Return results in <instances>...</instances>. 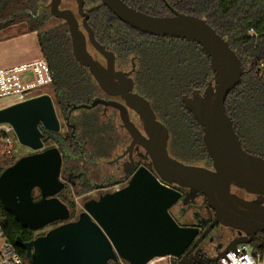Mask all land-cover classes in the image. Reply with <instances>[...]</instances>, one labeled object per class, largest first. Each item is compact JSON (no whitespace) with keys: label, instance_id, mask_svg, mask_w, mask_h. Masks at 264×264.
<instances>
[{"label":"water","instance_id":"95a60500","mask_svg":"<svg viewBox=\"0 0 264 264\" xmlns=\"http://www.w3.org/2000/svg\"><path fill=\"white\" fill-rule=\"evenodd\" d=\"M61 1L49 0V14L67 25L75 61L88 70L104 92L124 100L141 121L145 136L129 121L122 105L95 100L90 107L102 104L119 111L120 121L132 138L131 145L137 143L145 150L156 176L144 167L132 169L124 188L85 201L77 219L69 221V209L57 198L65 186L59 180L61 153L56 147L44 149L39 130V126L53 134L60 130L51 98L42 94L0 109V124H8L18 144L32 152L1 173V205L30 231L59 223L29 242L15 240L24 249L28 264H108L118 260L148 264L154 259H179L198 230L180 227L170 216L169 209L181 198V193L170 185L187 190L183 200L203 197L214 215L209 229L220 224L243 235L229 242L213 263L237 245L251 244L256 234L264 233V158L243 149L225 110L227 96L240 84L244 73L241 60L227 41L196 16L174 10L169 15H151L127 6L123 0H99L129 29L146 36L193 43L208 59L212 81L203 92L183 96L181 103L200 128L211 171L184 165L169 156L167 128L157 120L150 103L132 92L128 74L114 70V55L96 41L83 0H75L76 14L61 10ZM76 16L81 19L86 37ZM86 39L103 57L106 67L89 55ZM231 187L257 199L245 201L232 194ZM35 190L39 192L36 200L32 195ZM183 259L177 264H184Z\"/></svg>","mask_w":264,"mask_h":264},{"label":"trees","instance_id":"16d2710c","mask_svg":"<svg viewBox=\"0 0 264 264\" xmlns=\"http://www.w3.org/2000/svg\"><path fill=\"white\" fill-rule=\"evenodd\" d=\"M136 10L151 15H169L170 10L204 19L241 60L244 73L240 84L227 96L225 110L232 121L244 150L264 158V77L258 65L264 62V0H123ZM89 15V26L99 44L112 51L117 64L134 60V89L146 99L157 119L169 133L168 150L176 159L189 162L209 161L198 124L184 109L181 98L193 91L203 92L212 81L209 61L200 48L181 40L142 35L118 22L99 0H83ZM49 0H0V29L25 24L36 33L41 54L50 69L52 84L38 94H48L56 100L65 115L74 106L89 103L94 95L92 78L74 59L67 26L52 18ZM55 22L49 28L46 25ZM248 63V67L245 65ZM37 94V95H38ZM81 125L86 134L43 132L45 149L56 147L62 156V169L70 158L79 156V146L85 141L99 147L96 122L89 113L81 112ZM83 147V146H82ZM21 158L14 154L0 161L1 173ZM85 193L84 186L72 187L71 198L60 193L67 205L69 221L77 219L74 198ZM33 195V192H32ZM54 223L49 226H57ZM0 227L23 264H28L25 251L15 244L20 238L29 242L41 231L21 227L0 203ZM252 247L264 253V235L253 241Z\"/></svg>","mask_w":264,"mask_h":264},{"label":"flooded vegetation","instance_id":"af4514ba","mask_svg":"<svg viewBox=\"0 0 264 264\" xmlns=\"http://www.w3.org/2000/svg\"><path fill=\"white\" fill-rule=\"evenodd\" d=\"M85 12L87 11L85 10ZM76 19L79 25V29L86 37V33L82 29L81 19L78 18L77 16ZM88 25H89V19H88ZM89 46L90 44L86 39V49L88 53H89L88 51ZM110 52L114 55V59H115L114 70L117 72H123L128 74V77L133 82L132 92L136 93L134 89V73H135L134 60L129 59L128 62L119 65L117 64L118 59L116 58L115 54L112 51ZM89 55L92 57L93 60L97 61L101 66L106 67V62L102 56L98 54L103 59L104 64L93 58V56L90 53ZM127 66L129 67L128 71L122 70ZM86 71L88 72L87 69ZM92 82L95 86V89H94V95L90 99L89 103L84 105L74 106L65 115H62L61 112L59 111L56 100H54V98L51 97L50 95L48 94L47 95L51 98L57 119L59 121L60 130L58 133L70 134L72 136L76 131H80L83 134H86V130L88 131V128L84 129V127L81 125L82 122L86 123L83 120L84 118L82 117L81 112L89 113L93 117V120L96 122V124L95 123L93 124L94 127L97 128V131L99 132V136L102 139L101 145L99 147L92 148V146L88 145L87 143H85V141H83L82 142L83 147L79 146L78 149V151L80 152L79 156H76L73 159L72 158L68 159L63 169L61 164L59 180L62 181V179L66 177V182L62 181L65 184L64 189L62 191L65 190L67 185H69V188L71 190L72 187L77 184L78 186L82 185L84 186L85 189V193L83 194V196H86L93 200H97L100 196L104 194L113 193L115 191L124 188L131 177L132 173L131 174L129 173L130 171H132V169H134L135 171L139 167H144L154 175L155 172L151 166V161L148 155L146 154L145 150L137 143L131 145L132 138L130 137L129 133H127V131L122 125V122L120 121L119 111L116 108L109 105L98 104L95 107H90V105L95 100H101L104 102H114L122 105L127 112L129 121L134 125V127L142 136H145L142 128V123L139 120L138 116L127 107V105L125 104L124 100L121 99V97L108 95L99 87V85L95 82L93 78H92ZM112 111L117 113L118 119L120 121V127L125 131V133L130 138V141L128 142V145L125 148V150L120 155L115 157L112 162H110V164L116 167L117 169L116 172L120 175V177L108 175L109 173L107 171L105 172V170L102 169L97 170L98 163L100 161H105L109 159L110 155H112L113 152L115 151L114 144L111 139V135L113 131V122L111 121L112 118L107 116V114L111 113ZM131 116L137 117L139 121V127L135 125ZM39 130L41 131L43 138L42 130L43 131L45 130L41 126H39ZM43 146L45 149L46 146L44 143ZM168 154L171 158L179 161L184 165L202 167L211 171L213 170L211 161L208 157L207 158L209 161L196 163V162H189V161L176 159L169 152ZM199 164H201V166H199ZM93 173L94 175H97L99 177L101 181L99 184L95 183L96 180L92 178ZM157 179L159 178L157 177ZM169 187L181 193V198L169 209L170 216L173 218V220L178 226L183 228H195L198 230L193 242L185 250L183 255L179 259L173 260L174 264H177V262L180 259H182V257H184L183 259L184 264H216L213 263L212 260L225 249L224 245L226 243L229 244V242H231L233 239L243 235H240V233L237 230L224 227L220 224H215L209 229V226L213 222L214 215L213 212L204 204L203 197L196 196L193 199L187 198L186 200H183L187 192L186 189L179 188L175 185H170ZM62 191L60 193H62ZM230 192L248 202L257 199V196L247 194L242 190L236 189L235 187H231ZM59 194L57 195V198L61 201L62 199L59 197L60 196ZM38 198H39V192H38V196L36 198L34 197V199L36 200ZM259 200L263 201L262 199ZM262 204L264 205V202ZM260 235H264V233L256 234L255 238H257ZM200 237L202 238L200 239ZM196 241H198L197 244H195ZM252 244L253 242L250 245L252 246Z\"/></svg>","mask_w":264,"mask_h":264},{"label":"built area","instance_id":"2783aa9c","mask_svg":"<svg viewBox=\"0 0 264 264\" xmlns=\"http://www.w3.org/2000/svg\"><path fill=\"white\" fill-rule=\"evenodd\" d=\"M248 67V63L245 65ZM258 73L264 77V62L259 63ZM52 77L47 62L43 58L35 61L0 68V109L37 97L36 91L51 85ZM15 135L8 124H0V161L16 153ZM18 155V154H17ZM171 259L170 257H167ZM154 259L148 264H154ZM0 264H23L0 227ZM108 264H126L123 261H109ZM216 264H264V253L256 251L250 244H239L218 257Z\"/></svg>","mask_w":264,"mask_h":264},{"label":"rangeland","instance_id":"374dc122","mask_svg":"<svg viewBox=\"0 0 264 264\" xmlns=\"http://www.w3.org/2000/svg\"><path fill=\"white\" fill-rule=\"evenodd\" d=\"M90 7H92V6L85 7V10L87 11V9L90 8ZM60 9L61 10H70L74 14H76V3H75V0H62L61 4H60ZM54 24H55V22L50 21L46 25V27L49 28L51 26H54ZM88 51L93 56V58H95L96 60H98L102 64H104L103 59L90 46L88 47ZM128 68L129 67L127 66V67L123 68L122 70L128 71L129 70ZM49 86H46L43 89H46ZM38 93H39V90H37L35 94L37 95ZM107 116L112 118L111 121L113 122V131H112L111 139L113 141L114 150L115 151L113 152L112 155H110L109 159H107L105 161H100L98 163L97 170L102 169V170H105V172L107 171L109 173L108 175L120 177V175L116 172V170H117L116 167L113 166L112 164H110V162H112L115 157L120 155L125 150V148L128 145V142L130 141V138L125 133V131L120 127V121L118 119V115H117L116 112L112 111L111 113H108ZM131 118H132L133 122L135 123V125L139 127V121H138L137 117L136 116H131ZM14 145H15V148H16V153L20 157H23V156H26V155H29L30 153H32L29 149L24 148L21 145H19L17 140H16V138H15V144ZM167 149H168V146H167ZM168 152H169V150H168ZM199 166H201V164H199ZM97 177L98 176L94 175V173L92 174V178L94 180H96L95 183L99 184L101 181H100L99 177H98V179H97ZM62 181L66 182V177H64L62 179ZM63 193H64L63 197H65L67 195L69 198H71L72 190L69 188V185L66 186L65 190L63 191ZM33 196L36 198L38 196V192L37 191H33ZM89 199L90 198H88L86 196H81L79 198H74V202L76 204V214H77V216L82 212V204L85 201L89 200ZM53 227L54 226H48V227L44 228L41 232L45 233L48 230H50L51 228H53ZM227 245H228V243H226L224 245V247H226ZM173 260H174V258H171V259L165 258V259H162V260H156L154 262V264H174Z\"/></svg>","mask_w":264,"mask_h":264},{"label":"crops","instance_id":"0c3cea01","mask_svg":"<svg viewBox=\"0 0 264 264\" xmlns=\"http://www.w3.org/2000/svg\"><path fill=\"white\" fill-rule=\"evenodd\" d=\"M41 58L36 33L25 24L0 29V68L17 66Z\"/></svg>","mask_w":264,"mask_h":264}]
</instances>
